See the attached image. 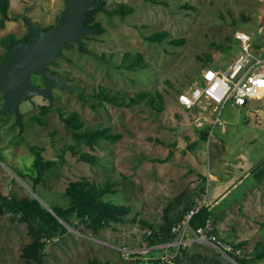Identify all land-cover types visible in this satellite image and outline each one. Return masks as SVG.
Segmentation results:
<instances>
[{
    "label": "rangeland",
    "instance_id": "374dc122",
    "mask_svg": "<svg viewBox=\"0 0 264 264\" xmlns=\"http://www.w3.org/2000/svg\"><path fill=\"white\" fill-rule=\"evenodd\" d=\"M105 1L108 8L125 2L134 11L125 17L98 11L95 20L105 31L85 37L90 50L82 52L76 43L64 49L52 67L74 85V91L59 90L58 106L49 108L41 122L28 118L49 105L42 95L23 104L22 124L10 113L0 118V191L37 195L50 207L67 205L64 192L69 183L87 177L98 184L111 183L116 191L106 198L132 206L130 218H138L134 221L114 222L99 230L78 220V228L68 225V232L48 243L44 264H88L95 256L123 262L121 247H144L147 226L142 219L162 224L166 213L204 199L220 239L232 245L246 240L242 257L251 258L264 239V97L242 106L228 103L224 124L213 126L211 108L188 109L178 94L190 90L204 68L227 66L237 57L239 30L253 34L254 43L257 39L264 44V0ZM65 5V0H11L0 37L8 32L16 38L26 36L25 14L42 27L56 24ZM157 30L170 36L162 42L147 39ZM175 38L185 41L172 42ZM232 42L236 47L226 50ZM0 50L5 48L0 45ZM126 51L140 53L142 66H121ZM103 53L112 59H103ZM102 87L119 93L122 100L140 90L161 93L165 108L159 112L145 99L133 105L101 101L97 91ZM257 109L262 113L259 123ZM73 110L81 113L86 126H110L120 138H102L94 147L79 144L61 117ZM209 125L206 139L202 131ZM70 143L75 150L67 148ZM32 145H39L44 157L55 161L43 173L35 164ZM78 151L94 154L96 162L81 159ZM33 239L28 223L9 210L0 214V264H27L22 254ZM186 250L183 264H241L212 242Z\"/></svg>",
    "mask_w": 264,
    "mask_h": 264
},
{
    "label": "trees",
    "instance_id": "16d2710c",
    "mask_svg": "<svg viewBox=\"0 0 264 264\" xmlns=\"http://www.w3.org/2000/svg\"><path fill=\"white\" fill-rule=\"evenodd\" d=\"M102 1L103 3L100 8L88 12V18L86 20L87 25L99 28L98 32L93 34H101L105 31V27L102 23L95 20V14L98 11L104 10L108 16L120 15L123 17L134 11V7L127 5L125 2L118 3L114 7L108 8L106 6L107 2L105 0ZM151 1L166 3L165 0ZM10 7L11 0H0L1 27L5 26V20L10 14ZM169 36L170 34L168 31L157 30L148 35L147 39L162 42ZM9 40L10 36L5 37L4 43L7 44ZM171 41L183 43L185 39L175 38ZM258 42L259 41L256 39L255 43L258 44ZM73 44L72 42V45ZM233 47H236L235 42H232L225 49L230 51ZM101 57L107 60L112 59L111 56L109 57L105 53L101 54ZM121 58V66L123 67L136 69L137 66H142V57L140 53L133 54L132 52L126 51L122 53ZM211 59L212 56L207 54L206 60L210 61ZM97 95L101 101H108L119 105H133L145 99L147 104L154 107L159 112L165 108L163 95L161 93L154 94L150 90H140L132 95L130 100H122L119 93H112L111 91H107L104 87L97 91ZM49 108L50 106H43L40 114L33 116L32 119L41 122L43 115L47 113ZM61 117L66 122L67 126L73 129V137L79 144H87L88 146L94 147L102 138L117 141L121 136L120 133L113 132L110 126H100L98 128L86 126L81 113L77 110H73L69 113L62 112ZM210 130L211 125H209L207 130L202 131L204 138L207 139L209 137ZM31 147L36 153L35 164L38 166L40 173L45 172L54 165L55 161L44 157L43 148L39 147V145H32ZM67 148L75 150L76 145L70 143ZM78 153L81 159L93 163L96 162V156L94 154L87 151H78ZM201 190L205 191L206 186L202 185ZM115 191L111 183L98 184L97 181L90 180L87 177L71 181L64 192V196L69 200L68 204H54L51 206L53 212L35 196H13L0 191V214L9 210L15 218L28 223L34 239L25 246L22 256L27 264H44L48 243L55 236L68 232L70 225L78 228L75 222L76 220L88 224L93 230H99L100 228L111 226L114 222H127L128 220L134 221L138 219L136 216L130 218V213L133 211L130 204L118 203L112 199L106 198L107 194ZM193 205H195L194 202L191 204L187 203L182 206L181 210L174 214L166 213L162 224H155L149 220L142 219V223L147 226L144 232V245L158 244L174 239V234L172 233L173 225L181 221ZM213 219L211 206L205 203L199 212L191 218V225L194 228L203 227ZM150 229L152 230L151 232H149ZM246 243L247 241L243 240L239 243H234V247H242ZM186 249L182 250L181 255L177 258L176 264H183L181 258L187 253ZM230 255L241 264H264V239L258 241L256 252L251 258L242 257V254L236 252H230ZM114 263L115 262L110 258L104 260L95 256L88 259V264ZM116 264H143V261L137 259L117 262Z\"/></svg>",
    "mask_w": 264,
    "mask_h": 264
},
{
    "label": "built area",
    "instance_id": "2783aa9c",
    "mask_svg": "<svg viewBox=\"0 0 264 264\" xmlns=\"http://www.w3.org/2000/svg\"><path fill=\"white\" fill-rule=\"evenodd\" d=\"M240 50L227 66L204 68L201 78L190 88L178 94V101L188 109L211 108L212 125L224 124L223 111L228 103L248 104L250 99L264 97V44H255L254 36L246 30L237 32ZM256 122L262 121L257 109ZM206 199L193 205L184 218L173 225L174 239L143 248L121 247L125 261L141 259L143 264H176L182 250L201 242H212L224 252L242 254V248L223 242L215 232L213 220L206 226L194 228L191 218L199 212ZM152 230L150 229L149 232ZM231 256V255H230Z\"/></svg>",
    "mask_w": 264,
    "mask_h": 264
},
{
    "label": "water",
    "instance_id": "95a60500",
    "mask_svg": "<svg viewBox=\"0 0 264 264\" xmlns=\"http://www.w3.org/2000/svg\"><path fill=\"white\" fill-rule=\"evenodd\" d=\"M58 21L48 29L31 18L29 14L23 15V20L29 28V39L20 40L7 45V55L11 59L0 62V90H5L6 101L0 109V115L8 108L18 109V103L31 95H43L54 104V88L73 92L74 85L67 82L63 76L53 72L49 65L55 62L64 52L72 46L78 45L82 52L90 49L86 46L84 38L95 32L98 27L87 25L88 12L102 6V0H65ZM9 18V16L7 17ZM41 73L47 82L46 87L35 84L32 75ZM20 117V112L18 111ZM37 197L49 210L53 209L39 196Z\"/></svg>",
    "mask_w": 264,
    "mask_h": 264
},
{
    "label": "flooded vegetation",
    "instance_id": "af4514ba",
    "mask_svg": "<svg viewBox=\"0 0 264 264\" xmlns=\"http://www.w3.org/2000/svg\"><path fill=\"white\" fill-rule=\"evenodd\" d=\"M60 14H61V13H60ZM56 22H57V21H56ZM53 25H55V24H53ZM50 27H52V26H51V25L48 26V27H44V26H43V29H48V28H50ZM7 36H10V40L8 41L7 44H5V43H4V38L7 37ZM28 39H29V33H28L26 36H24L23 38H16V35H15V33H13V32H8V33H6L5 35L1 36V37H0V45L2 46V48H5V50H4V51H1V50H0V62L5 61L6 59H11V58L7 55V45H8L11 41H14V44H15V43H17V42L20 41V40H28ZM84 39H85V38H84ZM60 57H61V56H60ZM57 62H58V61L55 60L54 63H52L51 65H49V68H50L53 72H55L57 75L61 76V72H60V70L54 69V68L52 67L53 65L57 64ZM37 76H39V77L41 78V81L37 79ZM32 80H33V82H34L35 84H37V85H39V86H41V87H46V85H47V82H46V80H45V77H44L41 73H39V72H35V73L32 75ZM59 90L61 91V89H60V88H57V87L54 88V90H53V92H54V98H55V100H54V104H53V105L51 104V102H50V100H49L48 98H46V97H44V96L42 95L44 98L48 99V102H49V105H43V106H50V108L53 107V106L57 107L58 104L56 103V99H57V92H58ZM5 95H6L5 90H3V89L0 90V109H1V108L4 106V104H5V101H6V96H5ZM37 95H40V94H37ZM34 96H36V95H31V96H28V97L22 99V100L18 103V109H16L14 106L11 107V108H8L4 113H2V114L0 115V118H1L2 116H4V115L10 113V114L14 115V117H15V120H14V121H15L16 123L22 124V123L24 122L25 115H26L25 112L23 111V104H24L26 101L32 99ZM43 106L40 108V111L42 110ZM48 110H49V109H48ZM18 111L20 112V117H19V115H18ZM47 112H48V111H47ZM32 117H33V116H30L28 119L31 121V120H33Z\"/></svg>",
    "mask_w": 264,
    "mask_h": 264
}]
</instances>
